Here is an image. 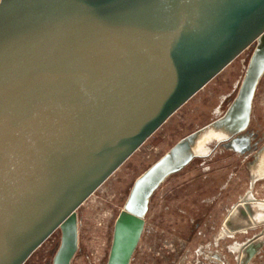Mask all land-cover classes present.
<instances>
[{"label": "water", "instance_id": "95a60500", "mask_svg": "<svg viewBox=\"0 0 264 264\" xmlns=\"http://www.w3.org/2000/svg\"><path fill=\"white\" fill-rule=\"evenodd\" d=\"M250 47L224 115L134 181L106 264H130L150 198L202 134L249 150L239 135L264 75V0H0V264H24L55 232L52 264H71L80 205ZM256 226L238 264L264 249V201L243 198L223 222L227 235Z\"/></svg>", "mask_w": 264, "mask_h": 264}, {"label": "rangeland", "instance_id": "374dc122", "mask_svg": "<svg viewBox=\"0 0 264 264\" xmlns=\"http://www.w3.org/2000/svg\"><path fill=\"white\" fill-rule=\"evenodd\" d=\"M253 47L242 52L179 108L77 209L78 249L71 264H106L114 222L134 181L186 136L221 118L236 97ZM241 137L244 153L215 139L154 192L130 264H238V246L263 231L227 235L223 222L243 198L264 201V75ZM53 233L24 264H52ZM264 264V249L251 262Z\"/></svg>", "mask_w": 264, "mask_h": 264}, {"label": "bare ground", "instance_id": "6f19581e", "mask_svg": "<svg viewBox=\"0 0 264 264\" xmlns=\"http://www.w3.org/2000/svg\"><path fill=\"white\" fill-rule=\"evenodd\" d=\"M224 137V135L220 132H216V131H208L204 134H202L196 141L195 143V147H194V150H195V153L197 154L199 151H202L203 148L205 147L204 145L206 143H208L209 141H212V140H222ZM263 160H264V157H263ZM238 250H239V246H238Z\"/></svg>", "mask_w": 264, "mask_h": 264}, {"label": "flooded vegetation", "instance_id": "af4514ba", "mask_svg": "<svg viewBox=\"0 0 264 264\" xmlns=\"http://www.w3.org/2000/svg\"><path fill=\"white\" fill-rule=\"evenodd\" d=\"M221 140V139H220Z\"/></svg>", "mask_w": 264, "mask_h": 264}]
</instances>
